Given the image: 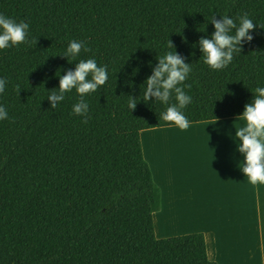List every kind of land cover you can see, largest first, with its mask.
<instances>
[{
    "label": "trees",
    "instance_id": "trees-1",
    "mask_svg": "<svg viewBox=\"0 0 264 264\" xmlns=\"http://www.w3.org/2000/svg\"><path fill=\"white\" fill-rule=\"evenodd\" d=\"M244 13L254 39L212 70L198 45L215 32L211 17L238 24ZM0 14L29 24L28 43L0 49V264H217L204 234L156 238L161 190L141 133L175 126L159 118L167 105L143 101L141 85L157 57L176 50L192 64L178 85H191L182 110L190 124L242 115L264 87V0H0ZM73 39L91 51L68 60ZM89 58L107 65L108 80L84 97V123L72 112L75 89L55 109L47 97L57 72Z\"/></svg>",
    "mask_w": 264,
    "mask_h": 264
},
{
    "label": "crops",
    "instance_id": "crops-1",
    "mask_svg": "<svg viewBox=\"0 0 264 264\" xmlns=\"http://www.w3.org/2000/svg\"><path fill=\"white\" fill-rule=\"evenodd\" d=\"M236 119L141 133L145 159L161 190L155 235L164 240L201 233L212 262L264 264V184L249 183L239 167L244 157Z\"/></svg>",
    "mask_w": 264,
    "mask_h": 264
},
{
    "label": "clouds",
    "instance_id": "clouds-1",
    "mask_svg": "<svg viewBox=\"0 0 264 264\" xmlns=\"http://www.w3.org/2000/svg\"><path fill=\"white\" fill-rule=\"evenodd\" d=\"M236 20L224 15L222 20L211 17L210 23L215 27V32L211 38L201 37L198 41L199 48L203 53V62L212 70H223L233 60L234 53L242 51L243 42H251L254 37L250 31L257 26L247 13L237 17ZM264 28V25H259ZM235 29V34H231ZM29 24L21 20L0 14V49L28 43ZM37 44L38 40L33 41ZM168 48H175L173 42H168ZM90 52L86 42L71 40L66 52L63 54L67 59L77 57L81 51ZM158 64L153 68L144 85L143 101L149 102L153 97L167 105L166 110L160 114V120L173 125L181 130H186L190 122L183 113L192 102V97L186 94L184 87L191 88V85H182L192 71V64L185 63V57L181 56L176 50L168 51L164 55L158 56ZM69 60V59H68ZM59 88L49 91L48 100L51 108L55 109L59 102L64 100L65 93L73 89L80 95V100L72 107L74 115L85 117L89 104L84 97L97 91L108 80L107 65L98 66L94 58L87 60L81 59L76 63L75 70L69 69L65 75H60ZM91 77V78H89ZM7 80L0 78V94L5 91ZM146 85V86H145ZM20 92V89H17ZM173 93L175 103L169 104ZM137 106L136 98L128 96V108L134 110ZM8 119V113L3 106H0V120ZM242 122V123H241ZM234 127L236 128L235 137L238 139V151L243 154V161L239 167L252 185L264 184V87L254 89V98L245 105L242 115L238 116Z\"/></svg>",
    "mask_w": 264,
    "mask_h": 264
},
{
    "label": "bare ground",
    "instance_id": "bare-ground-1",
    "mask_svg": "<svg viewBox=\"0 0 264 264\" xmlns=\"http://www.w3.org/2000/svg\"><path fill=\"white\" fill-rule=\"evenodd\" d=\"M173 132H175L176 134H179V133H182L183 131H181V130H176V131H173Z\"/></svg>",
    "mask_w": 264,
    "mask_h": 264
}]
</instances>
